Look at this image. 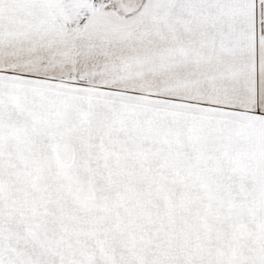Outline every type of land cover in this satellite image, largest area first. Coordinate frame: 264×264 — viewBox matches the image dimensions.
Returning a JSON list of instances; mask_svg holds the SVG:
<instances>
[{
  "label": "snow or ice",
  "instance_id": "1",
  "mask_svg": "<svg viewBox=\"0 0 264 264\" xmlns=\"http://www.w3.org/2000/svg\"><path fill=\"white\" fill-rule=\"evenodd\" d=\"M0 264H264V0H0Z\"/></svg>",
  "mask_w": 264,
  "mask_h": 264
}]
</instances>
